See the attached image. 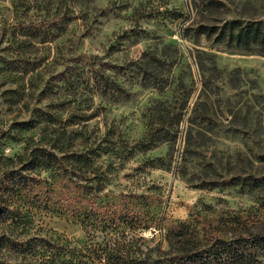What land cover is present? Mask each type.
<instances>
[{
    "label": "rangeland",
    "instance_id": "obj_1",
    "mask_svg": "<svg viewBox=\"0 0 264 264\" xmlns=\"http://www.w3.org/2000/svg\"><path fill=\"white\" fill-rule=\"evenodd\" d=\"M249 25L264 0H0V162L31 180L9 198L26 234L101 241L61 211L79 194L81 214L162 225L142 247L174 255L185 224L194 264H264V46L227 40Z\"/></svg>",
    "mask_w": 264,
    "mask_h": 264
},
{
    "label": "trees",
    "instance_id": "obj_2",
    "mask_svg": "<svg viewBox=\"0 0 264 264\" xmlns=\"http://www.w3.org/2000/svg\"><path fill=\"white\" fill-rule=\"evenodd\" d=\"M202 28L204 31H216V28L207 29V26ZM227 40L245 47L251 44L264 46V30L252 25L239 27L234 33L228 32ZM24 176L20 171L6 170L3 162H0V198L5 202L0 203V224L12 225L11 229L0 234V250H12L21 257L22 264H194L193 259L197 257L194 254V236H184L189 229L185 224H170L166 230L168 241L171 242V236L175 240L181 239V248L179 246L177 251H172L174 255L170 256L167 252L154 247H142L138 243L142 236H137V231L149 227L161 229L162 225L159 226L152 219L147 220L137 214H116L121 210L116 204L103 206L94 200L89 202L86 214H81V207L77 206L79 194H76V199L67 194L64 199L67 201L72 198L70 206L73 208L69 210L63 206L61 211L66 209L76 213L68 215L85 224L88 230L93 231V235L100 231L98 236L101 241L83 244L85 248L82 249L70 246L69 241L60 237L27 235L24 216L12 214L13 210L21 207L24 202L21 199L17 206H13L14 201L9 199L19 196L20 200L23 194L29 191L27 181L31 180ZM259 180L264 181V176L255 181ZM21 190H24L23 194ZM21 234L23 235L20 236ZM180 254H184L183 257Z\"/></svg>",
    "mask_w": 264,
    "mask_h": 264
},
{
    "label": "water",
    "instance_id": "obj_3",
    "mask_svg": "<svg viewBox=\"0 0 264 264\" xmlns=\"http://www.w3.org/2000/svg\"><path fill=\"white\" fill-rule=\"evenodd\" d=\"M222 239L225 240V241L227 240V238H222Z\"/></svg>",
    "mask_w": 264,
    "mask_h": 264
}]
</instances>
